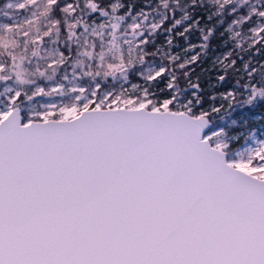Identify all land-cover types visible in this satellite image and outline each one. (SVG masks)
Returning a JSON list of instances; mask_svg holds the SVG:
<instances>
[{
  "label": "water",
  "instance_id": "1",
  "mask_svg": "<svg viewBox=\"0 0 264 264\" xmlns=\"http://www.w3.org/2000/svg\"><path fill=\"white\" fill-rule=\"evenodd\" d=\"M200 115L0 117V264H264V178Z\"/></svg>",
  "mask_w": 264,
  "mask_h": 264
},
{
  "label": "trees",
  "instance_id": "2",
  "mask_svg": "<svg viewBox=\"0 0 264 264\" xmlns=\"http://www.w3.org/2000/svg\"><path fill=\"white\" fill-rule=\"evenodd\" d=\"M6 3L0 0V23L11 22L22 12L8 8ZM67 3L72 8L70 12L65 9ZM182 5L181 10L176 0H120L116 10L110 11V0H54L39 22L29 27L21 25L12 35L0 32V61L5 66L0 71V106L4 107L9 96L5 85L15 82V101L24 119L25 106L36 97V85L40 84L43 91L55 85L49 93L60 97L71 82H76L83 87V97L76 101L78 110L94 106L102 93L110 91L99 104L105 107L125 84L140 80L139 72L145 65L159 62L163 65L157 76L159 83L163 86L171 77V84L164 92L153 93L146 108H159L164 94L190 98L195 93L187 112L196 115L212 105L223 90L232 88L233 97L223 99L206 114L211 124L225 125L243 108L256 111L258 121L264 124V64L246 75L254 68V59L264 58V36L250 46L245 36L247 29L258 23L264 30V0H189ZM133 16L144 21L129 29ZM147 19L158 23L151 31L146 29ZM229 24L239 30L232 40L226 34ZM32 30L38 39L31 43L27 33ZM139 38L144 40L139 42ZM224 41L231 47L227 57L230 64L215 77L213 67H209L225 49ZM193 43H198L194 61L183 65L180 58L170 56ZM52 45L57 55L51 50L54 60L49 62L44 51ZM160 48L164 49L161 54ZM17 54L25 71L19 80L11 70ZM42 70L45 74H41ZM91 92L95 97L88 101ZM168 109L173 110V105L169 104Z\"/></svg>",
  "mask_w": 264,
  "mask_h": 264
},
{
  "label": "rangeland",
  "instance_id": "3",
  "mask_svg": "<svg viewBox=\"0 0 264 264\" xmlns=\"http://www.w3.org/2000/svg\"><path fill=\"white\" fill-rule=\"evenodd\" d=\"M54 0H7L6 6L8 8H15L21 10V14L15 17L8 23H0V32L6 35H12L19 30L20 26L29 27L34 22H39L42 18V14L46 12L48 4L52 3ZM166 1V0H161ZM178 3L182 4L188 2L189 0H176ZM120 5V0H110V11H115ZM67 12H70L72 8L70 4L67 3L65 6ZM103 18L105 13L100 15ZM104 21V19H101ZM142 18L133 16L130 19L129 29L136 28L141 25ZM146 29L148 31L153 30L157 26V22L147 19ZM246 42L247 46L257 42L261 35L264 36V30L262 31V24L258 23L250 26L246 31ZM239 30L233 24H229L226 27V34L228 39L232 40L237 36ZM28 39L32 43L38 39V34L34 30L29 31ZM144 38H139L138 41L142 42ZM261 43L264 42V38L261 39ZM198 43H193L179 50L178 52L172 53L170 56L172 58H180L181 64L185 65L195 60L197 50L195 47ZM224 50L214 59L209 68L213 67V76L219 77L223 70L229 66L230 62L227 57L231 47L227 46V42H223ZM54 51L56 53L55 47L52 45L48 47L45 52V56L49 57V62L54 60L50 52ZM164 51L163 48L159 49V54ZM57 55V53H56ZM19 54L15 55V60L11 67L17 80L23 77L25 71L22 69L20 63ZM255 66L253 69L246 72L249 76L255 68L259 65L264 64V58L254 59ZM5 69L4 64L0 61V71ZM241 67L237 68L239 71ZM163 65L159 62H153L145 65L139 72L140 80L132 81L123 86L121 91L115 93L108 103L111 106H144L150 101V96L153 93L164 92L166 88L171 84V77H168L164 81L162 86L157 76L162 72ZM41 74H45L43 70ZM224 83L221 84L223 86ZM55 88V85H50L46 91H43L42 86L36 85L34 93L36 97L30 101L24 108L25 118L23 121L45 119V118H69L79 112L77 108L76 101L78 98H82L81 93L83 87L76 82H71L67 88V92L61 94L62 96L56 97L49 92ZM6 93L9 94L4 107L0 106V117L4 115L9 109L13 107H18L22 113V109L15 98L18 95V89L16 83L6 84L4 87ZM234 91L232 88L223 90L215 99L214 103L209 107L201 110L198 114L206 117L208 112L217 108L223 99L230 100ZM110 95V91L104 92L99 96V101L94 106H99L101 101H104ZM95 94L91 92L88 101L94 100ZM195 93H192L190 98H174L171 94H164L159 99V109H168V105L172 104L176 111L187 112L190 109L192 103L194 102ZM82 108H88L83 106ZM259 115L256 111L249 108L241 109L234 117L230 118L225 125L222 123L211 124L204 133L205 138L208 140L210 145L217 147L226 152L227 162L237 167L249 174H252L259 178H264V124L258 121Z\"/></svg>",
  "mask_w": 264,
  "mask_h": 264
}]
</instances>
